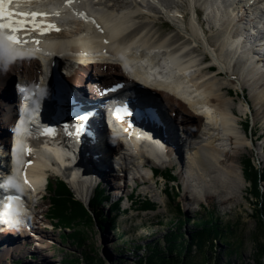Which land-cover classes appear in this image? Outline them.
I'll return each instance as SVG.
<instances>
[{
  "label": "bare ground",
  "instance_id": "bare-ground-1",
  "mask_svg": "<svg viewBox=\"0 0 264 264\" xmlns=\"http://www.w3.org/2000/svg\"><path fill=\"white\" fill-rule=\"evenodd\" d=\"M60 1L33 0L32 3L20 2L18 7L17 0H14L9 5V10L31 12V9L38 7L41 12L50 10V17L55 19L57 13L62 11V18L57 20L70 21L69 16L65 19V8L61 3L63 0ZM76 1V8L95 16L106 29V35L113 39L107 49L110 57H115V60L112 61L105 53L97 56L95 53H92L93 56L86 53L89 49L95 52L99 48L102 50L105 47L104 37L97 39L96 32L92 34L86 26V29L82 30L83 26L74 20L70 23V29L57 36V40L46 46L44 40L42 45H39L43 48L38 54L41 60L27 59L26 62L13 65L6 58L0 57V84L4 76L9 77L10 73H14L21 77L20 81L29 79L40 87H48L53 56L60 59L57 52L61 51L63 58L57 61L56 87L67 89L66 106L79 111L91 102L89 97L83 99L82 94L87 87L85 76L91 71L95 57L97 60L101 59V66H110L111 62L116 61L123 68L121 74L126 80L134 86L142 85L160 93V97L165 98L169 105L173 103L177 107L187 122L200 124L198 132L190 131L191 142L178 139L184 148L183 150L180 146L177 159L182 160V165L185 166L184 173L180 170V180L184 186L183 199L186 203L194 207L208 198L218 197L222 206H225L232 200L239 201L244 198L246 181L240 157L242 158L249 149H255L256 156L264 159V142L258 146L254 144V138L249 137L239 118L241 115L245 117L248 111L252 110L253 125L257 127L260 123L264 128V1L257 2L254 10L252 8L249 11H246L247 0ZM34 4L37 5L36 8ZM242 8L245 14L242 13ZM158 20L163 21H160L162 26L165 24L164 20L169 22L173 29L163 30ZM251 25L258 26L254 29L256 38L249 37ZM84 33L86 38L76 37ZM37 38L44 39L42 36ZM97 40L101 41V47L93 45ZM76 46H79L77 51L82 50L85 53L78 56L74 48ZM30 55L36 54L31 52ZM208 57L211 58L210 61H207ZM46 60L49 62L45 65L42 61ZM35 64L43 66L45 71H35ZM4 65H9L10 73H7ZM214 66H217V69L210 70ZM113 73L115 74V70ZM102 77L109 78L110 75L105 74ZM52 90L55 89L49 92ZM232 91H235L239 102ZM239 91L243 93V100ZM133 92L141 91L135 89ZM20 98V108L12 106V109L7 96L4 97L2 92L0 93V133L4 127L9 134L12 133L0 140V184H7L4 188L0 186V197L23 194L27 199V214L22 218L6 219L10 221L4 225L6 221L3 210L7 201L0 202V239L27 231L39 242L42 241L43 232L34 226L31 217L41 211L35 213L32 207H35V198L43 193L49 181L48 171L64 174L67 172L77 197L85 198L91 183L84 178H87V174L91 176L92 171L87 170L85 176L83 173L79 176L77 170L68 166L70 154L83 153L84 147L87 152L89 146L73 136L66 135L63 139H48L49 147L43 148L44 151L35 141H30L29 144L23 141V144L18 146L20 140L25 139L23 132L30 131L39 122L37 108L42 102L36 100L31 106L29 99L24 100L22 96ZM47 115L50 120V112ZM103 122L107 131H110L105 116ZM83 136L85 134H78L76 138L81 139ZM133 136L117 137L121 144H125V148L128 145L126 141L132 142L134 148L142 154L131 160L127 180L129 183L140 182L146 185L148 181L153 180L149 169L152 163L145 159L151 147L141 139L142 135L137 131ZM103 143L102 147L105 148L108 141L104 138ZM104 157L115 160L114 154L105 153ZM55 161L58 164L56 167ZM104 165L108 172L115 169L111 161H105ZM127 190L130 191L126 186L125 191ZM120 193L118 190L117 194ZM88 203L89 201L82 202L85 206ZM14 204L16 205V201ZM101 210L93 208L91 212L98 213ZM102 225L95 226L98 238L108 227L107 224ZM45 227L48 228L49 225ZM10 250L3 246L0 258L9 254ZM107 260L109 261V257Z\"/></svg>",
  "mask_w": 264,
  "mask_h": 264
},
{
  "label": "rangeland",
  "instance_id": "rangeland-1",
  "mask_svg": "<svg viewBox=\"0 0 264 264\" xmlns=\"http://www.w3.org/2000/svg\"><path fill=\"white\" fill-rule=\"evenodd\" d=\"M116 2V1H113ZM186 8V7H185ZM203 15V13H200ZM146 16V15H145ZM142 18H145L144 15H141ZM162 20H158V24H160L161 28L165 31H170L173 29V26L170 25L169 22L164 20V25L160 22ZM163 22V21H162ZM170 28V29H169ZM211 58L208 57L207 61H210ZM216 69L215 66L210 70ZM17 77H10L6 80L9 81L8 87L2 93L4 97L7 96L9 101H14L17 104H20V96L17 93L16 86L13 88V83ZM91 86V85H90ZM87 85V89L83 91L82 97L85 94L92 95V87L90 88ZM67 91L66 88L63 87ZM233 90V89H232ZM7 92V93H6ZM10 92V93H9ZM68 93V91L66 92ZM234 97L236 96L235 91H232ZM231 93V95H232ZM240 97L243 100V93L239 91ZM12 95V97H11ZM14 98V99H13ZM236 98V97H235ZM236 101L239 102V99L236 98ZM13 103V104H14ZM11 104V102H10ZM13 105L11 104V107ZM248 114V113H247ZM245 117L241 115L239 118L241 119L242 127L249 135V137H253L252 133L255 134L256 130L257 134L264 133V128L257 124V127L252 123V113H249ZM251 116V117H250ZM250 118V120H249ZM251 125V126H250ZM241 128V127H240ZM0 133L1 139H4L12 133H8L6 128L4 127ZM5 133V134H4ZM250 133L252 136H250ZM256 135V134H255ZM264 135V134H263ZM260 136V143L254 144L258 146L264 142V136ZM20 139V138H19ZM255 139V138H254ZM2 141V140H1ZM0 141V142H1ZM25 139H21L18 146L23 144ZM258 141V142H259ZM257 151L255 149H249L242 158L240 157V163L243 168V174L246 178V185L244 191V198L239 201L232 200L227 205L222 206L221 199L217 198H208L207 201H202L200 204H197L194 207H191L186 201L183 199L184 194V186L181 183L179 177V188L176 190V187L170 186L172 192H179L178 203L181 205V212L183 215H179L175 204L171 205L170 201H168V197L166 196L164 189L167 187V184L163 180H152L148 181L146 187L140 186L139 190L141 195L139 194L136 198H151L157 204L156 211H143L140 208L133 207V204L127 203L126 200H118L121 206L120 211L117 214V227L118 230L114 231L109 225L106 228L107 230L101 234L98 238L96 234L95 227H92V231L90 233V241H88V245L92 244L95 248L94 257L101 258L104 261V264H111V262H115L116 264H136L139 256H145L149 254V251L145 248L138 250L139 246H145L149 243H155V240H159L162 242V245L166 246L164 241V236L168 234L170 228L173 226L177 232V227L179 228L182 224L178 218L184 219V229L185 239L180 238V243L186 241L187 237H190V234L194 231L196 224L198 222L204 221V219L210 218V213H208V209L215 214L216 217H219L223 222V225L232 226L235 230V233L238 236V242L242 241L243 248L239 250L237 253L229 255L225 254L224 251L228 249L227 245L218 243V247L215 250L217 254L216 256L220 257V264H264V254H260L259 248L257 247V241L254 236H259V239L264 244V235L261 233L258 224L257 211L259 207L264 202V178L261 175V180H258V189L261 193V197L254 195L253 183L254 177L258 174H264V159H261L260 156H256ZM185 155V154H184ZM261 169V170H260ZM263 171V172H262ZM256 174V175H255ZM255 175V176H254ZM50 180V179H49ZM158 181V183H156ZM154 183V184H153ZM133 184V183H132ZM155 185V187H150ZM130 189V188H129ZM155 189V190H154ZM173 189V190H172ZM180 190V191H179ZM129 193L130 191H126ZM110 201H105L104 209L102 210L109 218L116 213L114 212L113 206L110 207L114 200L116 199V193H109ZM126 194V193H125ZM97 196H100L98 194ZM177 201V200H176ZM115 201V203H117ZM51 200L46 199L42 208L36 211L37 212L34 217H31V221L33 222L36 228H39L40 232H43L42 241L36 240L35 236H31L27 231H21L22 234H11L6 237V239H0V251L3 250V246H6L7 249H11L10 253L4 255L0 258V264H67L68 261L74 258H83V251L77 247H73L71 243H67L64 239V234L70 233L67 230L60 229L59 226L56 228L53 227V222L49 219L48 211ZM177 203V202H176ZM36 204V202L34 203ZM90 202L86 205L88 207ZM186 205V206H185ZM264 205V204H263ZM33 209H38V207H32ZM101 206L99 207V209ZM111 208V209H110ZM93 209V208H91ZM90 209V210H91ZM102 209V208H101ZM100 209V210H101ZM264 211V210H263ZM46 216H45V215ZM45 216V217H42ZM264 220V216L260 215ZM49 219V220H45ZM49 225L48 228L47 224ZM52 223V224H51ZM183 223V224H184ZM41 229V230H40ZM232 229V230H233ZM38 230V229H37ZM173 230V231H174ZM125 234V240L127 243V252H118L117 248L124 245V239L118 238L120 234ZM234 239V238H233ZM188 240V239H187ZM134 241V242H133ZM235 242V240H231ZM4 244L2 245V243ZM40 245V246H39ZM8 246V247H7ZM164 248V247H163ZM166 248V247H165ZM261 248H264L262 246ZM5 249V248H4ZM235 251L237 247L234 248ZM109 257V261L107 260ZM70 259V260H69ZM216 261L215 259L213 262ZM212 262V263H213ZM211 263V264H212ZM84 264V263H81ZM96 264V262H94ZM210 264V263H209Z\"/></svg>",
  "mask_w": 264,
  "mask_h": 264
},
{
  "label": "trees",
  "instance_id": "trees-1",
  "mask_svg": "<svg viewBox=\"0 0 264 264\" xmlns=\"http://www.w3.org/2000/svg\"><path fill=\"white\" fill-rule=\"evenodd\" d=\"M261 175H263L264 178V174H258L254 177L253 188L255 187L254 195H260V198L262 199V195L258 189V180H261ZM167 177H170L169 174H167ZM51 187L54 195L52 197L53 204L50 209L49 217L52 221H57V223H55L56 227L59 226L60 229L70 232L64 234L65 241L67 243H71L73 247L75 246L83 251L82 259H69L70 261H68L67 264H94V262H96V264H104V261L97 257V255L94 257V246H92V244L88 245V241H90V233L93 226L102 227V224H107L114 231H117V214L120 211V203L113 204V209L116 215L113 214L110 218L103 213L102 210L98 213L94 212V215H91L88 207L82 204L79 200L75 199L71 191L64 183L60 182L56 185H51ZM166 193L169 197L170 204H175L178 214L183 215L180 204L176 201L179 193L177 191H170L169 187L167 188ZM104 200H108V196H104L102 192L100 196L93 199L91 206L97 208L100 204L103 205ZM263 204L259 207L256 217L259 219V229L264 235V220L260 216L261 214L264 216ZM139 206L144 210L155 209V205L150 201L140 202ZM207 212L210 213V218L204 219L202 222H198L194 231L190 234V237H187L188 240L186 239L183 243H180L179 240H181L180 238L185 239L186 236L183 232L185 221L182 218H178L182 224L179 228L177 227V232L172 229V226L168 234L164 236L163 239L166 246L162 245V242L159 240H155V243L139 246L137 248L138 250L145 248L149 251V254L139 256L136 264H211L214 259L216 261L212 264H220V257L215 255L217 254L215 252L218 247L217 242L227 245L228 249L224 251L225 254L232 255L241 250L243 248V243L242 241L238 242V236L233 227L223 225L221 219L216 217L209 209ZM95 214L97 215L94 218ZM125 234L126 233L117 236H119L118 238L125 240ZM259 236L260 235H258V237H254L258 240L257 247L259 248L260 254H264V248H261L264 244L259 239ZM231 240H235V242ZM124 242V245L117 248L118 252H127L126 249L128 242L126 240ZM236 247L237 250L235 251L234 248ZM111 264L116 263L111 262Z\"/></svg>",
  "mask_w": 264,
  "mask_h": 264
},
{
  "label": "snow or ice",
  "instance_id": "snow-or-ice-1",
  "mask_svg": "<svg viewBox=\"0 0 264 264\" xmlns=\"http://www.w3.org/2000/svg\"><path fill=\"white\" fill-rule=\"evenodd\" d=\"M13 2L14 0H0V57L5 54L3 40H7L10 44L21 46L28 43V40L26 38L22 39L18 33L38 31L41 35H46L48 30L59 31L55 25L41 23L39 18L46 20L48 17L47 13L10 11L9 5ZM20 2L32 3L33 0H17L18 7ZM4 32H7L8 35L3 36ZM33 42L39 44L38 40ZM126 115H130L126 107H118L114 112V117L121 122H123V118ZM46 134H52V130L48 129Z\"/></svg>",
  "mask_w": 264,
  "mask_h": 264
},
{
  "label": "water",
  "instance_id": "water-1",
  "mask_svg": "<svg viewBox=\"0 0 264 264\" xmlns=\"http://www.w3.org/2000/svg\"><path fill=\"white\" fill-rule=\"evenodd\" d=\"M16 86V88L18 87V83L15 81L14 83H13V88ZM11 102V104H13L14 103V101L12 100V101H10Z\"/></svg>",
  "mask_w": 264,
  "mask_h": 264
}]
</instances>
